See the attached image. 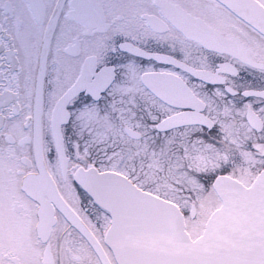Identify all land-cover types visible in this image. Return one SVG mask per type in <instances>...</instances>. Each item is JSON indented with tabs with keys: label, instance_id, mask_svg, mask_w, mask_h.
<instances>
[{
	"label": "snow or ice",
	"instance_id": "6c2138e0",
	"mask_svg": "<svg viewBox=\"0 0 264 264\" xmlns=\"http://www.w3.org/2000/svg\"><path fill=\"white\" fill-rule=\"evenodd\" d=\"M0 264H264V0H0Z\"/></svg>",
	"mask_w": 264,
	"mask_h": 264
},
{
	"label": "flooded vegetation",
	"instance_id": "af4514ba",
	"mask_svg": "<svg viewBox=\"0 0 264 264\" xmlns=\"http://www.w3.org/2000/svg\"><path fill=\"white\" fill-rule=\"evenodd\" d=\"M158 67H159V65H158Z\"/></svg>",
	"mask_w": 264,
	"mask_h": 264
}]
</instances>
